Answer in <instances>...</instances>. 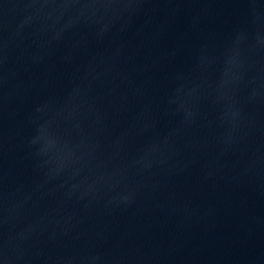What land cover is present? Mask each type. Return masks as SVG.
I'll list each match as a JSON object with an SVG mask.
<instances>
[{"label": "water", "instance_id": "1", "mask_svg": "<svg viewBox=\"0 0 264 264\" xmlns=\"http://www.w3.org/2000/svg\"><path fill=\"white\" fill-rule=\"evenodd\" d=\"M0 264H264V0H0Z\"/></svg>", "mask_w": 264, "mask_h": 264}]
</instances>
